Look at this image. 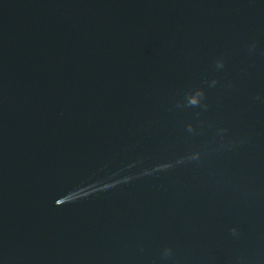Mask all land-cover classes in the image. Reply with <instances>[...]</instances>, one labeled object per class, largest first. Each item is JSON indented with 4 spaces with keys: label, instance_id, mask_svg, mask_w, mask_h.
Returning a JSON list of instances; mask_svg holds the SVG:
<instances>
[{
    "label": "water",
    "instance_id": "95a60500",
    "mask_svg": "<svg viewBox=\"0 0 264 264\" xmlns=\"http://www.w3.org/2000/svg\"><path fill=\"white\" fill-rule=\"evenodd\" d=\"M0 264H264V0H0Z\"/></svg>",
    "mask_w": 264,
    "mask_h": 264
}]
</instances>
